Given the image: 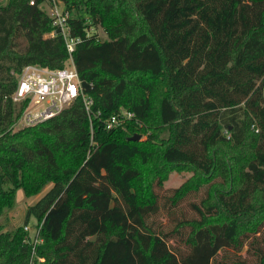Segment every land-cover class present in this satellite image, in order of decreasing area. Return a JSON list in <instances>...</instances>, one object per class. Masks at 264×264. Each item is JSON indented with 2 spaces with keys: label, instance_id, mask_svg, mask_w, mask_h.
<instances>
[{
  "label": "trees",
  "instance_id": "1",
  "mask_svg": "<svg viewBox=\"0 0 264 264\" xmlns=\"http://www.w3.org/2000/svg\"><path fill=\"white\" fill-rule=\"evenodd\" d=\"M59 1L94 115L79 98L15 131L18 75L70 54L43 0L0 4V264H31L32 218L35 264H264V0ZM121 108L135 117L107 129ZM172 171L192 176L167 199L164 230L156 188ZM49 185L8 227L17 191Z\"/></svg>",
  "mask_w": 264,
  "mask_h": 264
},
{
  "label": "built area",
  "instance_id": "2",
  "mask_svg": "<svg viewBox=\"0 0 264 264\" xmlns=\"http://www.w3.org/2000/svg\"><path fill=\"white\" fill-rule=\"evenodd\" d=\"M30 4L34 5L35 0ZM42 5H47L49 13L47 15L52 20L55 33L61 35L66 43L70 58L62 69L52 70L40 65H28L18 75V85L12 96L14 104L23 106V111L15 126L20 128L34 126L46 120L56 117L68 108L77 99L81 98L85 106L87 115L91 121L93 112V99L86 95L82 88V82L75 67L72 54L75 51L79 38L72 36L69 25L71 13L65 10L63 3L59 0H43ZM100 114V113H98ZM135 114L121 108L116 114L105 120L107 129H113L124 125L132 120ZM28 233L25 241L33 245V255L31 264L36 260L45 262V258L37 257L35 248L42 243L40 238L41 225H25Z\"/></svg>",
  "mask_w": 264,
  "mask_h": 264
},
{
  "label": "rangeland",
  "instance_id": "3",
  "mask_svg": "<svg viewBox=\"0 0 264 264\" xmlns=\"http://www.w3.org/2000/svg\"><path fill=\"white\" fill-rule=\"evenodd\" d=\"M9 0H0V4L1 5H6L8 3ZM41 9H43L44 11H46L47 13H49V9L47 7V5H41L40 6ZM90 34L93 33H97L100 37L103 38H107L105 29L103 27H92L89 30ZM68 64V63H67ZM263 94H264V88H263ZM14 129L15 131L20 130L21 128L18 126L14 125ZM147 139V135H144L141 137L140 140H146ZM192 176L191 172L188 171H172L169 174L168 179L166 180V182L163 185V188H156V192L159 195L160 198V205L163 208V210L161 211L160 215L155 219L156 225L157 226H161L164 225V230H170L173 228V222H171V220H168V214H167V210H166V203H167V199L172 195L173 191L180 187L184 182H186L190 177ZM50 188V185L47 186L46 188L43 189V191L36 195V197L41 196L43 194L44 191H47ZM24 194H22L21 190L17 191V205L16 207L11 210L8 214V216L10 217V224H8V227H11L10 225H12L13 227H15V225L17 226H23L24 225V218H23V213L24 210H26L31 203H33L34 198L29 199L30 197H24ZM35 197V198H36ZM195 201V197L194 196H190L189 198H187V201L182 204L179 208H177L176 210L174 209L173 212L175 211H187L188 209H190V204ZM15 215H17V217L15 218ZM172 215V214H171ZM175 214L172 215V217H174ZM16 220H20L19 223H17ZM0 223H6L5 218H0ZM14 223V224H13ZM29 225L32 227H34L36 225V220L34 218L31 219ZM17 226V227H18ZM175 242V241H172ZM174 245L177 243H173ZM179 245V244H178ZM182 247V246H181ZM184 249V247H183ZM247 248L245 247L244 251H243V255L246 254Z\"/></svg>",
  "mask_w": 264,
  "mask_h": 264
},
{
  "label": "crops",
  "instance_id": "4",
  "mask_svg": "<svg viewBox=\"0 0 264 264\" xmlns=\"http://www.w3.org/2000/svg\"><path fill=\"white\" fill-rule=\"evenodd\" d=\"M21 192H22V194H24L22 190H21ZM45 192H46V191H44L43 194H44ZM43 194H42V195H43ZM42 195H41V196H42ZM23 196L25 197V195H23ZM41 196H38V197H36V196L30 197L29 199L34 198L33 203H31L30 206H31V205H34V204H35V203L41 198ZM35 197H36V198H35ZM17 202H18V201H17ZM22 216H23L24 221H25L26 210H24V213H23ZM16 217H17V215H15V218H16ZM16 221H17V223L20 222V220H16ZM24 221H23V222H24ZM13 224H14V223H13ZM17 226H18V225H17ZM17 226L15 225V227H17ZM19 226H20V225H19Z\"/></svg>",
  "mask_w": 264,
  "mask_h": 264
},
{
  "label": "water",
  "instance_id": "5",
  "mask_svg": "<svg viewBox=\"0 0 264 264\" xmlns=\"http://www.w3.org/2000/svg\"><path fill=\"white\" fill-rule=\"evenodd\" d=\"M141 139L140 135H135L134 137L131 138L133 141H139Z\"/></svg>",
  "mask_w": 264,
  "mask_h": 264
}]
</instances>
